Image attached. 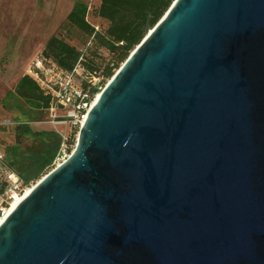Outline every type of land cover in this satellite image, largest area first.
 <instances>
[{"label":"water","instance_id":"water-1","mask_svg":"<svg viewBox=\"0 0 264 264\" xmlns=\"http://www.w3.org/2000/svg\"><path fill=\"white\" fill-rule=\"evenodd\" d=\"M0 264H264V0H172L0 223Z\"/></svg>","mask_w":264,"mask_h":264},{"label":"trees","instance_id":"trees-1","mask_svg":"<svg viewBox=\"0 0 264 264\" xmlns=\"http://www.w3.org/2000/svg\"><path fill=\"white\" fill-rule=\"evenodd\" d=\"M171 2L98 0L96 5L88 6L85 1L76 0L59 26L60 33L46 40L39 55L45 58L48 65L71 74L84 95L83 100L90 102ZM73 38L78 40L79 46L70 41ZM8 101L21 107L30 121H41L47 117L51 94L35 78L23 73L13 89L0 99L4 107ZM28 122L14 124L13 140L18 145L24 142L30 131ZM0 128L6 129L3 126ZM76 131L72 127L67 132L71 145L75 143ZM19 156V152L12 155L6 153L8 162L28 180L24 170L19 168L23 163Z\"/></svg>","mask_w":264,"mask_h":264},{"label":"rangeland","instance_id":"rangeland-1","mask_svg":"<svg viewBox=\"0 0 264 264\" xmlns=\"http://www.w3.org/2000/svg\"><path fill=\"white\" fill-rule=\"evenodd\" d=\"M75 1L0 0V99L13 89L21 74L27 73L28 65L41 52L46 40L60 33L59 26ZM83 1L88 6L98 3V0ZM89 20L94 21L91 17ZM70 41L79 46L76 38ZM6 105L8 107L0 103V121L3 117H9L16 123L30 121L14 102L8 101ZM63 113L64 109H58L59 117ZM28 126L30 131L21 145L13 140L14 125L0 128V140H3L0 148L9 155L19 152L23 160L19 168L24 170V176L34 184L54 167L61 137L67 134L70 125L30 121Z\"/></svg>","mask_w":264,"mask_h":264},{"label":"built area","instance_id":"built-area-1","mask_svg":"<svg viewBox=\"0 0 264 264\" xmlns=\"http://www.w3.org/2000/svg\"><path fill=\"white\" fill-rule=\"evenodd\" d=\"M27 74L35 78L51 94L47 117L38 122L69 124L70 128L74 127L78 131L92 101L85 102L83 100L84 95L75 84L72 75L64 73L54 65H48L45 63V58L39 54L28 65ZM58 109H64L61 117L57 114ZM14 124L16 122L9 117H3L0 121V127ZM61 139L59 151L54 159V166L62 162L74 146V144L68 143L67 134H64ZM32 186L33 182L25 180L18 173L0 148V223Z\"/></svg>","mask_w":264,"mask_h":264}]
</instances>
